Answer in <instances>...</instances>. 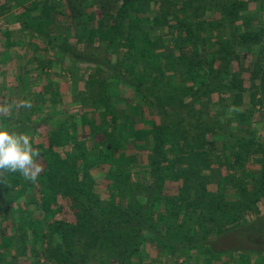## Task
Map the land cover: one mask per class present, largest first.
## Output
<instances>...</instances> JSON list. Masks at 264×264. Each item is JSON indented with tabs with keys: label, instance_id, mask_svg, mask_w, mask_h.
<instances>
[{
	"label": "trees",
	"instance_id": "1",
	"mask_svg": "<svg viewBox=\"0 0 264 264\" xmlns=\"http://www.w3.org/2000/svg\"><path fill=\"white\" fill-rule=\"evenodd\" d=\"M258 13L0 0V126L42 169L0 182V264H264Z\"/></svg>",
	"mask_w": 264,
	"mask_h": 264
},
{
	"label": "clouds",
	"instance_id": "2",
	"mask_svg": "<svg viewBox=\"0 0 264 264\" xmlns=\"http://www.w3.org/2000/svg\"><path fill=\"white\" fill-rule=\"evenodd\" d=\"M16 107L31 108L29 101L25 100ZM12 104H0V115L7 116L11 113ZM233 105L229 112L237 111ZM41 153L33 148L28 135L0 126V182L6 173L20 172L25 179L36 182L42 169L35 163Z\"/></svg>",
	"mask_w": 264,
	"mask_h": 264
},
{
	"label": "rangeland",
	"instance_id": "3",
	"mask_svg": "<svg viewBox=\"0 0 264 264\" xmlns=\"http://www.w3.org/2000/svg\"><path fill=\"white\" fill-rule=\"evenodd\" d=\"M76 1L79 3L80 7H82V5L84 4V0H76ZM118 1L119 0H104V3H105L107 10L110 7H112V8L116 7V5L118 4ZM84 11L86 12V9ZM82 18L84 19L85 15H82ZM254 21L257 22V18H254ZM7 26H8V24L4 21V17H0V27L5 28ZM75 28H77V27H75ZM261 33H262V35H264V24H262ZM262 44H264V41H262ZM9 56L7 58H9ZM6 60H7L6 62L10 63L9 59H6ZM259 240L264 241V237L259 236L258 241Z\"/></svg>",
	"mask_w": 264,
	"mask_h": 264
},
{
	"label": "crops",
	"instance_id": "4",
	"mask_svg": "<svg viewBox=\"0 0 264 264\" xmlns=\"http://www.w3.org/2000/svg\"><path fill=\"white\" fill-rule=\"evenodd\" d=\"M257 2V1H256ZM255 2V5L256 4H258V2L256 3ZM253 12H256V8H255V11H253ZM262 14V15H261ZM256 17H258V18H260V19H264V13H260V15H259V13L257 14V15H255Z\"/></svg>",
	"mask_w": 264,
	"mask_h": 264
}]
</instances>
